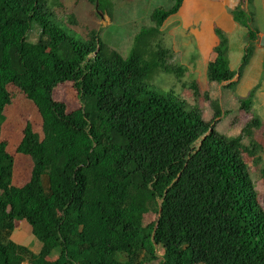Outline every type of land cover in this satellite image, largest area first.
I'll use <instances>...</instances> for the list:
<instances>
[{"label":"trees","instance_id":"16d2710c","mask_svg":"<svg viewBox=\"0 0 264 264\" xmlns=\"http://www.w3.org/2000/svg\"><path fill=\"white\" fill-rule=\"evenodd\" d=\"M49 1L0 0V134L11 88L42 122V137L28 124L17 147L32 161L22 186L13 183L15 159L0 141V264H264V209L249 164L262 160L255 136L262 122L254 115L241 135L228 137L215 129L216 101L206 121L148 88L156 71L186 72L172 63L162 31L184 0L151 14L129 58L95 30L84 42L69 35L53 18L65 0ZM84 1L111 19V0ZM248 2L231 12L248 34L239 71L229 67V38L217 29L209 83L239 84L258 48ZM66 82L78 109L54 96ZM146 215L157 219L145 223ZM19 222L29 224L38 252L12 239Z\"/></svg>","mask_w":264,"mask_h":264},{"label":"rangeland","instance_id":"374dc122","mask_svg":"<svg viewBox=\"0 0 264 264\" xmlns=\"http://www.w3.org/2000/svg\"><path fill=\"white\" fill-rule=\"evenodd\" d=\"M52 1L50 0L48 4ZM111 4L113 5V15L110 19L106 15L97 13V6L84 0H65L64 8L54 7L53 18L60 28L81 42L87 40L88 30L97 31L104 43L116 49L124 58H129L134 49V40L137 34L142 32L145 27L152 26L151 14L156 9L170 11L175 2L173 0H111ZM73 17L75 21H78L77 24L70 22V18ZM253 26L256 29L255 23ZM243 32V37L237 36L231 39L235 51L228 54V61L229 67L235 72L239 71L244 58L237 52L240 46H246L248 34L246 31ZM36 40L37 37L33 36L32 41ZM165 44H169L166 37ZM262 71H264V66ZM243 78L244 74L239 84L231 86L207 82L208 84L206 83V88H204V83H202L198 85L199 93L196 96L193 90V81L198 80L189 78L183 73L177 75L176 73L156 71L149 77L148 88L159 95L172 94L185 103L187 111L198 109L206 121L213 119L214 111L211 101H216L219 104L221 116L215 122V129L228 137L241 135L243 129L254 119L253 116H257L263 125L256 131L255 136L264 147V107L260 104L263 99L261 94H264V87L260 89L261 86L257 87L252 82L245 84ZM256 80L260 81L259 78ZM11 91L14 98L5 111L0 141L7 142L8 151L15 159L13 183L22 186L29 180L32 161L28 156L19 153L17 147L28 124L42 137V122L35 105L18 89L11 88ZM251 94L253 97L250 99ZM54 96L58 101L67 103L70 109H78L81 106V101L69 82L60 84L56 88ZM245 104L249 105L248 107L251 109L249 113L245 109ZM244 143L249 144L248 138L244 137ZM261 158L262 160L257 166L252 161H249V164L250 173L259 194V201L264 209V180L261 177V171L264 168V152ZM156 219L152 215H146L145 223H153ZM12 239L35 252L40 250L41 244L33 236L27 222L18 223V228ZM163 253L164 249L158 248L159 256H162ZM56 256L57 251L52 254L50 259L53 260Z\"/></svg>","mask_w":264,"mask_h":264},{"label":"crops","instance_id":"0c3cea01","mask_svg":"<svg viewBox=\"0 0 264 264\" xmlns=\"http://www.w3.org/2000/svg\"><path fill=\"white\" fill-rule=\"evenodd\" d=\"M238 4L239 0H184L179 12L169 16L164 22L162 31L168 38V46L173 50L172 63L184 67L185 76L198 80L193 81V84L204 83L206 88L207 68L209 63L216 59L215 48L220 43L216 34L217 29L229 38V53L235 51L231 39L237 36L243 37V31L247 34V30L238 25L231 15ZM246 10L251 13L257 25L259 38L257 42H259L264 36V0H249ZM245 47L240 46L237 51L242 56ZM263 66L264 48L258 45L250 64L245 69L243 78L245 84L252 82L262 89ZM258 78L259 82L256 80ZM261 95L263 99L260 104L264 107V94Z\"/></svg>","mask_w":264,"mask_h":264},{"label":"water","instance_id":"95a60500","mask_svg":"<svg viewBox=\"0 0 264 264\" xmlns=\"http://www.w3.org/2000/svg\"><path fill=\"white\" fill-rule=\"evenodd\" d=\"M260 48H264V36L261 37L260 41L258 42Z\"/></svg>","mask_w":264,"mask_h":264}]
</instances>
